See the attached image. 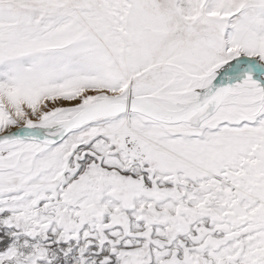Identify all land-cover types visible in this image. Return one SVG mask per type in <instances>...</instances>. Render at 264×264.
<instances>
[{
	"label": "snow or ice",
	"instance_id": "snow-or-ice-1",
	"mask_svg": "<svg viewBox=\"0 0 264 264\" xmlns=\"http://www.w3.org/2000/svg\"><path fill=\"white\" fill-rule=\"evenodd\" d=\"M0 264H264V0H0Z\"/></svg>",
	"mask_w": 264,
	"mask_h": 264
}]
</instances>
